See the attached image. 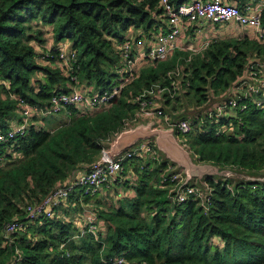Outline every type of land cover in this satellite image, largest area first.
<instances>
[{
    "label": "trees",
    "instance_id": "obj_1",
    "mask_svg": "<svg viewBox=\"0 0 264 264\" xmlns=\"http://www.w3.org/2000/svg\"><path fill=\"white\" fill-rule=\"evenodd\" d=\"M160 1L0 0V264H11L17 250L18 264H264V107L256 103L263 93L243 95L250 65L264 61V42L250 32L212 40L182 71L175 60L142 61L135 80L94 112L67 105L58 114L24 117L25 103L47 109L54 97L75 89L95 95L113 90L124 78L117 43L152 41L167 30ZM238 1L242 7L245 1ZM50 37L54 43L47 50ZM64 44L67 62L61 58ZM177 69L182 94L171 98L170 73ZM155 85L167 89L161 99L175 119L187 107L185 99L195 100L193 130L176 139L185 140L191 163L220 169L201 181L213 187L210 203L204 206L198 195L178 200L180 190L170 179L175 163L147 139L151 153L127 157L124 180L105 184L106 193L96 194L93 205V195L79 186L53 217H30L28 207L100 158L106 142L135 120L140 95ZM232 91L246 109L225 115L211 108ZM59 115L68 118L55 119ZM26 121L24 134L10 135ZM226 170L234 174L226 176ZM67 203L72 211L93 207L97 236L79 229ZM13 218L25 229L8 236Z\"/></svg>",
    "mask_w": 264,
    "mask_h": 264
},
{
    "label": "built area",
    "instance_id": "obj_2",
    "mask_svg": "<svg viewBox=\"0 0 264 264\" xmlns=\"http://www.w3.org/2000/svg\"><path fill=\"white\" fill-rule=\"evenodd\" d=\"M161 5L164 10V16L166 17V31H160L149 45L146 46L143 41L138 43L133 42L132 40H127L123 43H117V51L122 54V67L120 68L121 73H124V78L120 81L119 84H116L113 90L105 92L102 95L87 94L84 96L82 89H75L69 94H63L61 96H56L52 99L51 105L47 106V109H38L31 107L29 104L25 103L24 105V117L30 119V117L36 112H44V114H58L62 110H66L67 105L74 107H79L80 103L86 102L83 107L85 109L93 111L99 108L104 104L110 102L111 99L116 97L122 90L123 87L127 84L132 83L135 78L138 76L136 67L142 61H151L153 60H168L171 59L177 48V39L181 34V27L184 23H225L233 22L241 26H248L250 29L254 30L256 34H253L260 42H264V29H263V10H264V0H247L242 7L238 5L224 2L223 0H192L188 3L182 4L179 7H175L170 0H161ZM260 3V11L255 10L253 3ZM208 43L205 44V48ZM67 45L60 46L61 58L64 62H67L68 59H71L66 53ZM42 61H46L42 57ZM179 71L173 70L170 73L171 87H174V92L169 87V93H171V98L175 95H181L182 90L180 87H177V81L174 77L175 74H178ZM2 81L0 80V83ZM244 85H246V90L244 92V97L257 95L263 93L262 99H257L256 103L259 107H264V61L253 63L250 65L248 76L245 78ZM158 85H155L152 89L146 90L138 98L140 110L136 118L139 116H147L151 114H156L159 118H162L163 121L169 125L172 131L176 130L175 127L182 133L188 134L193 129V120L189 121L187 119H181L176 121L174 116L169 114L166 111V107L160 102L161 95L166 88H159ZM177 91L179 93H177ZM242 91V90H241ZM232 92H229L228 95L224 94L223 97L219 99L218 106H210L213 110H217L219 114L224 112L225 115L231 110L240 107V104L237 102V98L231 96ZM168 94V93H167ZM228 99V101H227ZM154 100V101H153ZM153 103L157 106L154 109H146V106ZM164 108H162L161 106ZM248 105L240 107L241 109H246ZM164 109V111L162 110ZM193 109H196L194 107ZM83 111V110H79ZM196 111V110H194ZM197 112V111H196ZM43 114V115H44ZM134 118L133 121L126 122L125 130L131 129L133 124H135L139 119ZM27 121L25 124L18 126L14 132H11V136L16 133L24 134L27 128ZM123 130V131H125ZM116 133L112 138H110L102 149L100 158L95 161V163L84 173L78 175L77 177L67 179L62 184H58L50 194H48L40 204L36 206L28 207L27 212L30 217H39L47 215L53 217L55 213V208L60 205H64L67 202V199L71 192L76 186L85 187V192L94 195L95 193L101 191L105 184L112 185L115 182H119L123 179L122 172L124 170V160L127 157H131L135 152H144L151 153L152 146L148 143L140 142L136 146L132 147V150L120 151L116 154H112V147L115 141L118 139L119 135L123 132ZM5 140V136H0V141ZM173 181H176V188L180 190L177 193L176 197L180 201H187L193 195H198L202 198V203L204 206H207L210 203L211 193L213 190L212 186L192 184L188 173L185 172L182 168L174 169L171 178ZM83 185V186H82ZM88 213V222L86 223L87 228L83 229L84 232L87 230L91 233L99 232V218L94 210L89 207H86L85 214ZM25 229V223L21 222L19 219L13 218L6 225V234L15 232H20ZM82 232V233H83ZM97 236V235H96ZM11 260V264H18L21 256L19 251H16V255ZM124 259L121 258L118 260V263L123 262Z\"/></svg>",
    "mask_w": 264,
    "mask_h": 264
},
{
    "label": "crops",
    "instance_id": "obj_3",
    "mask_svg": "<svg viewBox=\"0 0 264 264\" xmlns=\"http://www.w3.org/2000/svg\"><path fill=\"white\" fill-rule=\"evenodd\" d=\"M223 1L235 5H240V2L238 0ZM244 1L246 2L247 0ZM253 7L257 11H260L261 9L260 3L258 2L253 3ZM180 32L181 34L177 39L176 51L170 60H175L174 62L176 68H179L181 70L184 64L189 63V61H192L196 55H203L204 51L206 50L205 44H209L212 40L217 41L219 39L226 38L240 39L244 37L247 32H250V34H256L254 30L250 29V27L246 25L241 26L233 22H207L199 24H192L188 22L182 25ZM50 39L51 41H48L54 43L51 37ZM143 42L146 46H148L150 43V41L147 40H143ZM178 52H183V54L177 55ZM262 56H264V54ZM160 102L163 104L162 100H160ZM194 107L195 106H191L190 108L185 109L184 112L191 111V109H193ZM156 130L161 131L162 134L154 133L153 135H150L151 137L145 136V134L149 132H154ZM128 131L129 133L135 134V136L137 135V137L134 139V135H129L126 138L127 142L129 143V146H127L122 151L130 150L131 147L136 145V142L140 140L146 141L148 139L157 143L158 146L161 148L162 152L166 155V157H168L171 162L175 163L171 166L173 169H184L185 167V172L190 174L191 167L189 166V163H191V160L189 154L185 151V148L182 147L183 145L179 143V139H176V133L172 131L169 125H167L163 121V119L159 118L155 113L147 116H141V118H139V121L133 124L131 129H129ZM192 164L198 166L193 162L191 163V165ZM122 180H124V178ZM202 185L203 184L199 185L198 187H202ZM82 227L83 226H81L79 229L82 230Z\"/></svg>",
    "mask_w": 264,
    "mask_h": 264
},
{
    "label": "rangeland",
    "instance_id": "obj_4",
    "mask_svg": "<svg viewBox=\"0 0 264 264\" xmlns=\"http://www.w3.org/2000/svg\"><path fill=\"white\" fill-rule=\"evenodd\" d=\"M49 41H51V39L49 38L48 39ZM48 40H46V42H45V44H44V48L45 49H47V50H49V48H50V46L52 45V42H49ZM165 64V62H160L159 63V66H163ZM178 71L179 72H181L179 69H178ZM181 75L182 74H180V77H181ZM77 87H79L80 88V86L78 85ZM80 89H82L83 91V93H84V96H87V94H89L86 90H88L87 88H85V89H83V88H80ZM173 92H174V90H173ZM177 93H179L178 91H177ZM154 101V100H153ZM86 102H83V103H80V105H79V107H75V109L76 110H83V111H81V112H89L90 110H87V109H85L86 107H83L84 106V104H85ZM195 103V100L194 99H192V98H190V100L188 99L187 101H186V99L184 100V105H186L187 107H185V109H188V108H190L191 106H193V104ZM161 106V105H160ZM157 106H155V105H153V103H151V104H149V105H147L146 106V109H154V108H156ZM162 108H164L163 106H161ZM178 107L179 108H181L180 107V105H178ZM163 111H164V109H162ZM194 110H196V109H191V111L190 112H184V110H183V113H182V115L180 116V117H178L177 119H175L176 121H178V120H181V119H187V120H189V121H191V120H193V119H195L196 118V115H197V113H196V111H194ZM95 110H93V112H94ZM167 111V110H166ZM39 113V112H38ZM80 113V112H79ZM40 115L38 116V117H41L43 114H44V112H40L39 113ZM43 117V116H42ZM68 118V116L67 115H59V116H57L55 119H57V120H59V119H61L60 121H62V120H64V119H67ZM48 119H51V118H47V119H45V117L43 118V121H46V120H48ZM42 121V122H43ZM194 127V126H193ZM175 129L176 130H174V132L176 133V134H180V135H184V134H182L176 127H175ZM193 129H191V131H192ZM190 134V133H189ZM186 135H188V134H186ZM144 142V143H146V141H144V140H140V141H138V143H140V142ZM184 139H182V142L181 141H179V143H181V144H183L184 143ZM137 142H136V145L138 144ZM135 145V144H134ZM135 145V146H136ZM183 148H184V146H182ZM138 152V151H137ZM159 152H160V150H159ZM160 154H161V157H163V155H164V157H163V159H165L166 157V155L163 153L162 154V152H160ZM158 159H161V158H158ZM189 166L191 167V170H190V174L188 173V177L190 178V182L192 183V184H195V185H201V181L203 180V177L205 176V175H211L212 173V171H215L216 173H213V174H217V173H219L220 171V169L218 168V166H216L215 164L213 165V164H210V165H208V164H206V165H199V166H196V165H191V163H189ZM184 169H186L185 167H184ZM183 169V170H184ZM193 169H194V172H193ZM88 170V169H87ZM87 170H84V171H82V173H84L85 171H87ZM172 170L174 171V169L172 168ZM230 170V169H229ZM229 170H226L227 172H226V176H229V175H233L234 174V172L232 171V172H230ZM229 171V172H228ZM82 173H80V174H82ZM80 174H78V175H80ZM235 174H237V173H235ZM77 175V176H78ZM240 176H243L244 174H239ZM76 176V177H77ZM236 176V175H235ZM198 177V178H197ZM238 179V178H237ZM246 179H248V178H246ZM260 180H262V181H264V176H260ZM83 186V185H82ZM76 187H79V186H76ZM86 187V186H85ZM85 187H83V188H85ZM106 192V186L105 187H103L102 189H101V191H99V192H97V193H95L92 197H90L89 199H92L91 200V204L93 205L94 204V202H96V200L94 199V197H95V195L96 194H101V193H105ZM71 195V194H70ZM69 198V197H68ZM109 199H110V201L112 200V198H110L109 197ZM68 205V207L67 208H71L70 209V211H71V217L72 218H76V222L78 223V225L81 227V226H83L81 229L83 230V229H86L87 228V226H86V223L88 222V213H86L85 214V209H86V207H89V208H91L92 210H93V207L91 206V205H85L84 206V208H83V212L82 211H72V207H70L69 206V203H67ZM95 211V210H94ZM78 212H80V213H78ZM95 213H96V211H95ZM97 214V213H96ZM54 215H55V213H54ZM53 215V216H54ZM58 217H61V218H63L64 216H63V214L62 213H59L58 214ZM67 217V216H66ZM105 227V226H104ZM104 231H106V229L104 228ZM94 234V233H93ZM95 236L97 235V232L94 234Z\"/></svg>",
    "mask_w": 264,
    "mask_h": 264
},
{
    "label": "water",
    "instance_id": "obj_5",
    "mask_svg": "<svg viewBox=\"0 0 264 264\" xmlns=\"http://www.w3.org/2000/svg\"><path fill=\"white\" fill-rule=\"evenodd\" d=\"M154 133H159V134L161 133V134H162L161 131H157V130H156V131H154V132H149V133L145 134V136L151 137L150 135H153ZM129 135H134V136H135V134L129 133L128 130H127V131H123V132L119 135L118 139L115 141V143H114V145H113V147H112V151H111L112 154H116V153H118V152L124 150L127 146H129V143H128L127 140H126V138H127ZM136 137H137V135L134 137V139H135ZM143 137H144V135H143ZM185 151H186V150H185Z\"/></svg>",
    "mask_w": 264,
    "mask_h": 264
}]
</instances>
